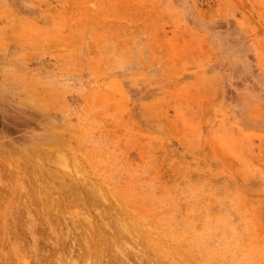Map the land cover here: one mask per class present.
Returning <instances> with one entry per match:
<instances>
[{
	"label": "rangeland",
	"instance_id": "rangeland-1",
	"mask_svg": "<svg viewBox=\"0 0 264 264\" xmlns=\"http://www.w3.org/2000/svg\"><path fill=\"white\" fill-rule=\"evenodd\" d=\"M0 264H264V0H0Z\"/></svg>",
	"mask_w": 264,
	"mask_h": 264
}]
</instances>
